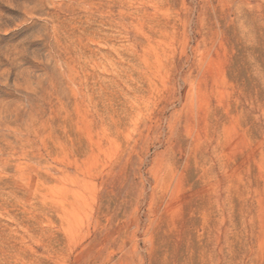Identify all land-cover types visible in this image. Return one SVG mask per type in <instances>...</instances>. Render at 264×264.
<instances>
[{
  "label": "rangeland",
  "instance_id": "obj_1",
  "mask_svg": "<svg viewBox=\"0 0 264 264\" xmlns=\"http://www.w3.org/2000/svg\"><path fill=\"white\" fill-rule=\"evenodd\" d=\"M247 160L264 0H0V264H264Z\"/></svg>",
  "mask_w": 264,
  "mask_h": 264
},
{
  "label": "bare ground",
  "instance_id": "obj_2",
  "mask_svg": "<svg viewBox=\"0 0 264 264\" xmlns=\"http://www.w3.org/2000/svg\"><path fill=\"white\" fill-rule=\"evenodd\" d=\"M257 170H259V166H258L257 161L255 160H247L246 162L241 163L237 169V174H236L237 180H236L235 190H236L238 199L239 200L241 199L240 201L243 202V209H242V212L240 210V213L241 214L246 213V216H244V218L246 219V221H248V224L251 225L252 219H253L252 211L254 213V211L256 210L259 216L258 222L260 221L259 222V229H260L259 235L260 234L264 235V197L257 196V192L252 188V184H251L254 173L255 171L257 172ZM254 224L256 223L254 222Z\"/></svg>",
  "mask_w": 264,
  "mask_h": 264
}]
</instances>
